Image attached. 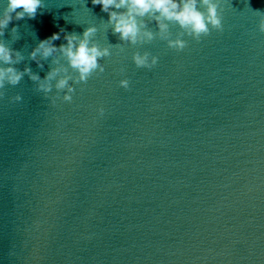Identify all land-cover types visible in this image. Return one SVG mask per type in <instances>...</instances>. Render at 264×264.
Listing matches in <instances>:
<instances>
[{
    "label": "water",
    "instance_id": "95a60500",
    "mask_svg": "<svg viewBox=\"0 0 264 264\" xmlns=\"http://www.w3.org/2000/svg\"><path fill=\"white\" fill-rule=\"evenodd\" d=\"M42 3L0 38L25 57L19 70L43 79L50 60L40 70L28 55L61 29L96 27L114 46L71 103L53 105L27 76L6 86L0 264H264V0H222L224 30L185 37L181 52L158 39L119 52L91 0ZM136 51L156 67L138 69Z\"/></svg>",
    "mask_w": 264,
    "mask_h": 264
},
{
    "label": "clouds",
    "instance_id": "9594fccd",
    "mask_svg": "<svg viewBox=\"0 0 264 264\" xmlns=\"http://www.w3.org/2000/svg\"><path fill=\"white\" fill-rule=\"evenodd\" d=\"M91 3L100 6L101 11L107 14L106 24L120 41L116 44L119 52H124V44L136 47L157 39L165 41L169 49L181 52L188 46L185 37L199 43L213 31L224 30L222 0H91ZM43 7L42 0H6V6L0 13V38L5 36V30L14 20L34 19ZM254 12L259 17L258 31L264 34V12ZM153 24L155 31L150 27ZM170 26L180 30L175 38L172 37ZM17 32L18 28L13 27L10 34L14 36ZM61 33L66 43L57 47L54 42L61 39ZM96 33V27H87L82 34L65 33L61 29L60 33L41 40L31 50L28 59L34 61L40 70L50 60L49 70L43 79L38 73H33L29 66L19 70L17 65L25 57L20 51L9 47L4 39H0V99L5 97L6 86L15 87L27 76L35 85V90L44 94L45 98H50L53 105L57 100L71 103L75 85L87 84L93 75L103 74L105 67L100 61L112 55L111 48L114 45L101 47L94 39ZM132 61L138 69L151 70L158 64L159 57L147 51L142 54L136 51ZM123 71L121 68L120 72ZM119 86L128 90L130 81L122 79ZM53 89L56 94L49 97ZM21 101L22 97L17 94L10 102ZM104 112L103 107L97 109L100 117Z\"/></svg>",
    "mask_w": 264,
    "mask_h": 264
}]
</instances>
